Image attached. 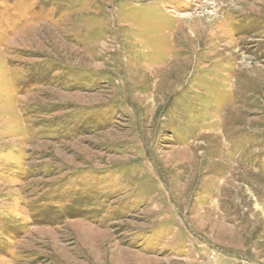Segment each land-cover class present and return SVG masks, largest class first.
I'll list each match as a JSON object with an SVG mask.
<instances>
[{"label":"rangeland","instance_id":"rangeland-1","mask_svg":"<svg viewBox=\"0 0 264 264\" xmlns=\"http://www.w3.org/2000/svg\"><path fill=\"white\" fill-rule=\"evenodd\" d=\"M0 264H264V0H0Z\"/></svg>","mask_w":264,"mask_h":264}]
</instances>
